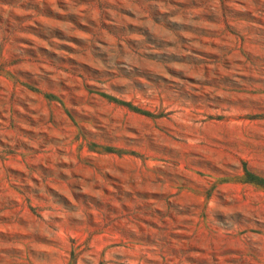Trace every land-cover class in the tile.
Listing matches in <instances>:
<instances>
[{"label": "rangeland", "instance_id": "rangeland-1", "mask_svg": "<svg viewBox=\"0 0 264 264\" xmlns=\"http://www.w3.org/2000/svg\"><path fill=\"white\" fill-rule=\"evenodd\" d=\"M0 264H264V0H0Z\"/></svg>", "mask_w": 264, "mask_h": 264}]
</instances>
